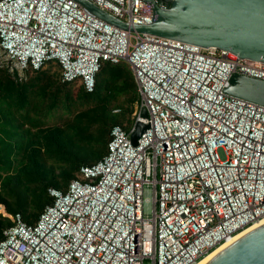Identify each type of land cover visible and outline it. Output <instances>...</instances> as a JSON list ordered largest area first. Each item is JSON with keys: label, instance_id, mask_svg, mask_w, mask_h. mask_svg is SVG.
<instances>
[{"label": "built area", "instance_id": "built-area-1", "mask_svg": "<svg viewBox=\"0 0 264 264\" xmlns=\"http://www.w3.org/2000/svg\"><path fill=\"white\" fill-rule=\"evenodd\" d=\"M89 1L152 22L143 0ZM106 62L131 69L148 127L133 144L113 125L105 155L49 188L35 222L9 215L0 264H195L264 218V105L224 92L234 73L264 80V63L125 30L75 0H0V63L18 78L56 63L92 92Z\"/></svg>", "mask_w": 264, "mask_h": 264}, {"label": "trees", "instance_id": "trees-1", "mask_svg": "<svg viewBox=\"0 0 264 264\" xmlns=\"http://www.w3.org/2000/svg\"><path fill=\"white\" fill-rule=\"evenodd\" d=\"M41 70L20 81L0 68V203L7 214L19 213L27 223L35 222L53 202L48 189L65 190L82 165L105 155L112 126L130 133L141 109L135 78L125 63H104L94 90L78 86L75 98L62 92L71 83L60 79L50 94L52 80ZM59 98L92 105L75 112L64 125L44 126ZM12 224L0 214V238Z\"/></svg>", "mask_w": 264, "mask_h": 264}, {"label": "water", "instance_id": "water-1", "mask_svg": "<svg viewBox=\"0 0 264 264\" xmlns=\"http://www.w3.org/2000/svg\"><path fill=\"white\" fill-rule=\"evenodd\" d=\"M75 1L125 30L226 50L239 58L264 63V0H143L152 13V22L146 25H130L89 0ZM224 92L264 105L261 79L234 73ZM139 114L141 118L148 116L145 108ZM147 127L142 120L135 121L130 141L136 144ZM206 264H264V224L231 242Z\"/></svg>", "mask_w": 264, "mask_h": 264}, {"label": "rangeland", "instance_id": "rangeland-1", "mask_svg": "<svg viewBox=\"0 0 264 264\" xmlns=\"http://www.w3.org/2000/svg\"><path fill=\"white\" fill-rule=\"evenodd\" d=\"M0 68L4 69L5 66L0 63ZM42 72H45V75L48 76V78L51 81L50 88L48 89L50 94L52 90L56 89V83L55 82H60V69L59 66L56 63H49L47 64L42 70ZM39 73H29L27 75V79H32L35 76H37ZM46 77H43L41 80L43 83H47L48 81L45 80ZM60 84V83H59ZM78 85L76 83H71L70 85L63 86L61 89L62 92H71L73 98L76 96V91H77ZM63 95V93H61ZM91 103H84V101L81 103L77 100L74 99L72 103L69 101L63 100V98H59V102L57 103V106L53 108L50 111V114L47 115L45 119L44 126H54V125H64L66 121L70 120L74 113L77 112L78 110H82L84 108H87L88 106H91ZM218 154L221 159H224V153L221 148L218 149ZM57 168V167H56ZM57 170V169H56ZM151 196H152V191L151 188L145 192V197L148 198V200L145 201V214L149 215L151 212L152 208V201H151ZM3 212H1V215H5L9 217V214L5 212V209L0 208Z\"/></svg>", "mask_w": 264, "mask_h": 264}, {"label": "bare ground", "instance_id": "bare-ground-1", "mask_svg": "<svg viewBox=\"0 0 264 264\" xmlns=\"http://www.w3.org/2000/svg\"><path fill=\"white\" fill-rule=\"evenodd\" d=\"M3 205H0V208H2ZM264 224V218L260 220L259 222L255 223L254 225L250 226L247 229H244L240 232H238L235 236L227 240L226 242L220 244L216 248L212 249L210 252H208L206 255H204L201 259L196 261L195 264H206L215 254H217L220 250L227 247L231 242L235 241L236 239L240 238L243 234L249 232L250 230Z\"/></svg>", "mask_w": 264, "mask_h": 264}, {"label": "crops", "instance_id": "crops-1", "mask_svg": "<svg viewBox=\"0 0 264 264\" xmlns=\"http://www.w3.org/2000/svg\"><path fill=\"white\" fill-rule=\"evenodd\" d=\"M29 73H34V71H33V72H26V73H25V77H24V78L22 77L21 79L18 78L16 74H14V76H16V79H18V80H20V81H21V80L23 81V80L27 79V75H28ZM26 126H27V124H24V125H23L24 128H25ZM132 128H133V127H132ZM131 130H132V129H131Z\"/></svg>", "mask_w": 264, "mask_h": 264}]
</instances>
